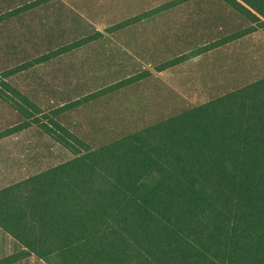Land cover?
Wrapping results in <instances>:
<instances>
[{
	"label": "trees",
	"instance_id": "1",
	"mask_svg": "<svg viewBox=\"0 0 264 264\" xmlns=\"http://www.w3.org/2000/svg\"><path fill=\"white\" fill-rule=\"evenodd\" d=\"M184 1L107 29L119 31ZM221 1L250 25L213 48L264 33V0ZM43 3L3 8L0 23ZM97 36L102 33L0 70V101L23 119L0 131V139L36 127L71 155L0 187V229L23 247L0 264L30 254L48 264H264V77L92 147L60 117L151 71L48 110L9 79ZM186 59L170 58L154 70L161 73Z\"/></svg>",
	"mask_w": 264,
	"mask_h": 264
},
{
	"label": "rangeland",
	"instance_id": "2",
	"mask_svg": "<svg viewBox=\"0 0 264 264\" xmlns=\"http://www.w3.org/2000/svg\"><path fill=\"white\" fill-rule=\"evenodd\" d=\"M30 0H0V10ZM175 0H47L0 23V70L102 33L9 80L43 110L102 89L134 73L146 79L66 113V123L92 147L264 77V33L257 30L218 48L214 42L249 28L221 0H186L119 31L108 27ZM67 46V47H66ZM71 48V47H70ZM186 54L158 73L159 63ZM23 121L0 101V131ZM36 127L0 139V187L69 159ZM16 245L0 229V259ZM29 258L17 264H45Z\"/></svg>",
	"mask_w": 264,
	"mask_h": 264
},
{
	"label": "crops",
	"instance_id": "3",
	"mask_svg": "<svg viewBox=\"0 0 264 264\" xmlns=\"http://www.w3.org/2000/svg\"><path fill=\"white\" fill-rule=\"evenodd\" d=\"M7 234V233H6ZM8 235V234H7ZM9 236V235H8ZM9 238H11L12 240H13V243L16 245V250L14 251V253H16V252H19V251H21L22 249H23V247H22V245L19 243V242H17L15 239H13L11 236H9ZM13 254V253H12ZM10 255V254H9ZM8 256V255H7ZM29 258H31V259H35V258H37V259H39L37 256H35V255H33V254H30V255H28L26 258H24V259H22V260H20V261H24V260H26V259H29ZM20 261H18V262H16V263H13V264H17V263H19ZM45 264H48V263H45Z\"/></svg>",
	"mask_w": 264,
	"mask_h": 264
}]
</instances>
